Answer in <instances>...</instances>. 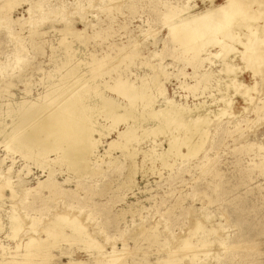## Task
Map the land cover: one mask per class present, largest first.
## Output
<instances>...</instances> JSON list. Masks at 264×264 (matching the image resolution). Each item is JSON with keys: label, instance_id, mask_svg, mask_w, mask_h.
I'll use <instances>...</instances> for the list:
<instances>
[{"label": "rangeland", "instance_id": "obj_1", "mask_svg": "<svg viewBox=\"0 0 264 264\" xmlns=\"http://www.w3.org/2000/svg\"><path fill=\"white\" fill-rule=\"evenodd\" d=\"M225 1L0 0V117L3 121L0 120L9 123L6 127H12L8 106L18 107L21 100L45 101L46 91L50 92L48 88L55 87L62 79L63 71L76 66H79L80 78H87L91 84L95 81L106 95H118L111 86L121 81L118 78L134 80L136 85L143 79L148 82L140 80L145 86L152 84L147 86L149 90L152 88L150 93L154 98L156 95L155 108L161 106L166 111L174 103L188 108L189 125L194 119H209L204 134L193 136L194 141H204L203 148L196 155L185 157L168 152L172 145L171 133L145 135L142 128L138 129V139L128 141L126 148L109 149L108 144L117 138V131L126 127L122 121L118 129L114 128V132L103 138L104 143L97 149L102 156L90 163L94 173L78 178L64 165L56 164L59 172H54V179L62 191L55 196L44 184L38 191L37 184L48 178L46 174L55 163L39 164V167L31 159L22 160L19 152L8 153L0 135V176L11 177L17 193L11 198L7 187V197L0 198V261L12 259L17 244L24 243V249H19L23 251L31 237L43 239L57 220V214H66L69 219L84 223L92 237L104 247L88 248L83 241L60 240L49 248V255L34 256L42 260L37 261L98 264V261H106L105 255L109 252L111 257L107 254V262L163 264L162 260L173 252L171 256L180 259L181 264H264V56H261L264 43L258 46L260 59L257 57L254 61L250 56L255 65L247 60L249 57H240V51L245 50L243 43L255 40L256 35H264V28L256 30L257 34L248 31L249 25L254 23V28L264 26V0L237 1V7H246L242 9L245 18H238L241 26L235 24L240 41L230 40L234 48L228 59L235 70L229 72H224L221 55H216L219 45L208 46L201 52L208 58L201 64L176 37L178 31L192 28L178 26L179 23L173 28L169 26L190 13L203 12L212 3L218 5ZM183 6L189 9L179 14L177 8ZM250 18L256 22H251ZM131 48H137L134 51L138 55ZM73 49L72 60H67L72 57ZM127 53L129 56L125 55ZM127 57L134 61L131 63ZM101 58L102 61L105 58L104 63ZM96 64L102 66L96 67ZM95 68L103 70L96 72ZM69 70L63 76L69 77V84L73 85L76 79L67 75ZM207 71L212 76L204 80L201 77ZM92 72L98 74H94L97 78L90 74ZM145 73L148 74L145 76ZM88 74L90 77H86ZM108 79L113 82L109 83ZM150 79L159 80L160 86ZM27 90L31 94L25 97ZM99 116L96 122L110 124ZM174 133L178 134V130ZM181 150L187 152V147L183 145ZM155 153L163 154L165 159L152 158L150 154ZM67 178L71 180L65 181ZM12 205L16 207L21 225L16 236L9 235ZM185 238H191L194 247H182ZM198 240L207 245L198 248Z\"/></svg>", "mask_w": 264, "mask_h": 264}, {"label": "bare ground", "instance_id": "obj_2", "mask_svg": "<svg viewBox=\"0 0 264 264\" xmlns=\"http://www.w3.org/2000/svg\"><path fill=\"white\" fill-rule=\"evenodd\" d=\"M237 1H239V0H226L225 3L218 4V5H215L212 3L203 12L195 13L192 15H190L191 14L190 13L189 16H187L183 19H180V21L172 22L169 25V26H171V28H173L174 26H176L179 23L178 26L181 25L184 28H186V27L188 28V26H189L192 28L191 30L189 29V31H184V32L178 31V34H176V37H177V40L179 41V43L181 45L188 47V49L187 48L186 49L192 53V57L200 60L199 62L201 64L204 63L205 60L208 59L206 57H203V55H201V52L204 51L208 46L213 47L214 45H219L220 50H219V53L218 52L216 53V55H218V56L221 55L222 60H224V62H223L225 65V67H224L225 71L224 72H229L230 70L232 71L234 69V65L229 61L228 56H229V53H231V51L234 48V43H232V42L240 41V37L237 36V32H236L237 27L235 26V24L241 26V24H239L240 21L237 22L238 18H240V19L245 18V16H244L245 12L243 13V11H242L243 8H241V6L237 7V3H238ZM211 2H213V1H210V3ZM240 2L242 3V1H240ZM253 4L255 5V1ZM8 5L9 4H7V6ZM251 5H252V2H251ZM251 5H250V9L252 10ZM256 7H257V4H256ZM258 8H259V6H258ZM260 8H261V6H260ZM260 8H259V10H260ZM177 9H178L177 10L178 13L180 14L183 11L185 13V11L187 9H189V7L187 8V7L183 6V7H178ZM245 11H247V9ZM172 12L175 14V10H173ZM248 12L249 11H247V15H249ZM251 12H253V11H251ZM176 15H178V14L176 13ZM260 15H261V13H259V16ZM249 16H246L247 20H248ZM261 16H263V15H261ZM251 18H252V16H251ZM251 18H250V21H251ZM171 19H172V17H171ZM262 20H264V19H262ZM251 22H256V20L251 21ZM253 25H249V27H248V29H249L248 31L250 34H254L259 29L264 28V26H262V27L259 26V28H257V26H256V28H254ZM240 26H239V28H241ZM180 29H183V28H180ZM73 31L75 32L74 29H73ZM239 31H240V29H239ZM71 32H72V30H71ZM252 36H254V35H252ZM250 40H249V42H245V43H243L241 41L243 43V46H244L243 49H245V50L240 51V57L242 59H247L249 57V59H247V60H251V57L253 56L254 61H256V58L258 57L257 54L259 52L258 46H260L261 44L264 43V35H261V36L256 35L255 40L254 39L251 41ZM68 46L69 45H67V47ZM69 47H71V46H69ZM131 49H133V48H131ZM134 49H137V48H134ZM134 49H133V51H134ZM65 50H67V49H65ZM71 51H72L71 53H73L74 49ZM74 53L71 54L72 55L71 58L67 59L68 58L67 57L66 59L72 60ZM135 53H137V52H135ZM71 55H68V56H71ZM125 55L129 56L128 53ZM137 55H138V53H137ZM126 56H123V57L126 58ZM130 56L132 57L131 53H130ZM261 56H264V55L261 54ZM260 57H258V59H260ZM105 58H104V60H105ZM107 58H106V60H107ZM77 59L79 60V58H77ZM102 59L103 58H101L99 60L102 61ZM120 59H123V58L121 57ZM128 59L129 58L127 57V60ZM93 60H92V63H90V65L94 64ZM95 60H98V58H96ZM129 60H132V59H129ZM262 60H264V59H262ZM79 61H81V60H79ZM133 61L134 60H132L131 63ZM244 62H246V60ZM250 62L253 63L252 60ZM62 63H66V62H62ZM67 63H68V61H67ZM100 63L101 62H99V64ZM103 63H101V64H103ZM118 63L119 62L117 60V65H119ZM67 65L69 66V63ZM78 65H80V64H78ZM247 65L252 66V65H250V63H248ZM74 66H76V65H74ZM87 66L89 67V65H87ZM91 66H90V68H88L89 70L91 69ZM97 66H102V65L96 64V67ZM200 66H202V65H200ZM64 67L62 68V70H64ZM78 67L79 66H76L73 69L67 67V69H66V70L70 69L68 71L67 75H71V76L73 75V77L71 79H74V77H75L76 80L75 81L73 80V82H75V83L73 85L70 83L71 84L70 85L69 84V77L65 76L66 70L63 71L64 72L63 74H65L64 75L65 78H63L64 76H63V74H61L62 79L61 80L59 79V82L55 83L56 84L55 87L51 86L50 89L48 88V90H50V92L46 91L47 94L44 96L46 99L45 101H43V102L35 101L38 99H35L32 101L21 100L22 102H18L19 104L17 103V105H19L18 107L16 106L17 108L16 107L10 108V106H12V105L8 106L10 104L9 103L7 106H8V110H10V113H11V114L9 113L11 115V121H9V120L8 121L10 122L12 127L10 128L9 127L10 125L7 127H9L10 129H7V127H6V125L9 123H6V121L2 122L3 119L0 117V119L2 120V121L0 120V135L3 136V138H2L3 141H1V142L5 143V146H6L5 150L6 151L8 150V153H9V151H13L15 153L19 152L21 154L22 160H23V158H25L26 160L31 159V162L35 161L36 163H38V165L40 164L42 166H43V164L47 165V164L55 163V167L50 165L53 168L51 169V171H49L50 173L47 172V174H46L48 176V178L46 176L47 179H45L43 181L39 180L38 182L36 181L37 184H39L38 191H39L40 186L43 187V184H44V187L47 186L49 188V190H50L49 192H52L50 194H53V195L59 194L62 191L60 189L61 188L60 185L54 179V175H55L54 172L58 171V170H56V168L58 167L56 164H58V165L60 164L62 166L64 165L68 172H71L72 175L74 174L73 175L74 177H78V178H80L84 175H87L88 173H94L95 170H92V168H91L92 163L91 162H92V160H100L101 156H102V155H99L97 153V149L99 148L100 144L104 143L103 138H105V137L107 138V136H109L111 134V131L114 132V128L118 129V126H119L120 122H122V121L125 122L126 127L124 130L120 129L117 131L118 136L116 139H113L108 144L109 149L110 148H122V149L126 148L128 145L126 146L125 144L128 141H131V140L133 141V139H138V137L140 136L138 133L139 128H142V133H144L145 135H148V134L149 135L150 134L158 135L161 133H171L172 134V140H171L172 145H171V148L168 152H170L174 155H179L181 157L193 156V155H196L197 153H199V151L203 148L204 141L203 140L194 141L193 136L196 133H199L200 136H202L204 134V127L206 125L208 126V124H209L208 123L209 119L207 117L194 119V121L189 125L188 124V112H189L188 108L182 107V106L177 105L175 103L172 104L171 107L166 111L161 106H160V108H155L154 102L156 100V95L154 98L153 94L150 93L152 88L149 90V87L147 86V85H152V84H147L145 86V84H143V83H145L147 80L145 81L143 79H140V80L141 81L143 80L145 82L141 83V81L139 80V83L141 85L140 84L136 85L135 84L136 82L134 80L125 81L124 79L122 80V78H123L122 77V78H118V79H121V81H117L118 79L116 80L117 77H115V81H117V82H115L116 83L115 85L113 83L114 86L113 85H111V86H112V90H114L118 93V95H117V93H116V95L120 96V97L111 96V93H110V95H106L105 93H103L104 90L100 91L98 89V86H96L97 84L96 85L94 84L95 79L93 80V78H91L94 81L93 84H91L92 82L91 83L88 82L87 78H86V80L82 79L83 77L80 78L79 75H81V73L78 72V70H79ZM114 67H115V65H114ZM252 67H255V66H252ZM261 67H263V66H261ZM102 68H100V69L103 70ZM257 68H258V66H257ZM259 68H258V70H259ZM97 69L100 70L99 68H97ZM58 70H59V68H58ZM93 70L96 72L98 71V70H96V68ZM96 72H94V74ZM100 72H102V71H100ZM103 72L105 73V70ZM103 72H102V74L104 75ZM78 73H79V75H78ZM90 74H93V72ZM146 74H148V73H145L144 75L146 76ZM153 74H156V73L154 72ZM61 75H59V76H61ZM144 75L142 77H144ZM87 76H89V74L86 75V77ZM153 76L151 78H153ZM211 76H212V73H210V71L209 72L207 71V72L203 73V76L201 78L205 80ZM142 77L140 76L139 78H142ZM128 78L126 77V79H128ZM156 78H154V79H156ZM50 79L52 80V77ZM136 80H138L137 77H136ZM150 80L152 81V79H150ZM150 80H149V83H150ZM156 80H153L154 82L153 81L152 82L155 83ZM55 81H56V79H55ZM109 81H110L109 83L113 82L111 80H109ZM158 81L155 84H157ZM101 82H103V80ZM105 83L107 84V80ZM146 83H148V82H146ZM240 83L242 86V82H240ZM156 86H158V85H156ZM159 86H160V84H159ZM100 87H101V85H100ZM103 87H104V84H103ZM152 87H155V86H152ZM161 87H162V85H161ZM247 88H249V86ZM106 89H107V86H106ZM153 89H155V88H153ZM245 90H247V89L245 88ZM46 92L44 91V93H46ZM29 93H30L29 90H27L24 93V95L29 94ZM40 94L41 93H39L38 95H40ZM93 94H94V96H93ZM26 96L27 95H25V97ZM29 96H31V95H29ZM96 96H98L99 98H97ZM94 97H96L97 99ZM121 97L124 100H122ZM21 98H23V96H21ZM41 98L43 99V96ZM23 99H27V98H23ZM28 99H30V98H28ZM4 105H6V104H3V107H5ZM6 111L7 110H5V112ZM5 112H3V113H5ZM98 115L103 117V119L105 118L104 119L105 123H107V121L108 122L110 121V124L102 125L100 122H96V117H98ZM8 119H10V118H8ZM106 119H107V121H106ZM176 130H178V134L174 133ZM96 133H98L97 134L98 138L96 137L97 136ZM183 145L187 147V152H182L181 147ZM5 146H3V147H5ZM10 153H12V152H10ZM52 155H54V157H52ZM150 155L152 158L162 157L163 159H165V156H163V154L155 153L154 155L153 154H150ZM145 156H147V155H145ZM163 161L165 162V160H163ZM28 162H29V160H28ZM35 162H33V163H35ZM40 165H39V167H40ZM46 165L44 167H46ZM42 166H41V168H42ZM8 168H9V166H8ZM65 168H64V170H66ZM0 173H2V172H0ZM96 173H97V171H96ZM98 173H99V171H98ZM26 174H28V173H26ZM66 177H68V176H66ZM2 179L3 178L0 176V198H1V200H4L7 197L5 194V189L7 187L10 188V190H11V198H12V196H15L17 194L16 189H15L16 183L14 184L12 182L11 177H5L3 180ZM71 179H72V177H71ZM71 179L67 178L65 181L71 180ZM20 180H22V179H20ZM68 182H70V181H68ZM23 183H24V181H23ZM35 186L37 187L36 184H35ZM29 190L27 193H30ZM41 190L43 191V189H41ZM41 190H40V192H42ZM31 191H32V189H31ZM38 191H36V192H38ZM11 210L12 211L9 212L10 213L9 214V220H10V225H11L10 226L11 233L9 235L10 236H16L18 231L21 229L20 228L21 225L18 222L19 216H18V214H16L17 211L15 212L16 207L12 205ZM56 218H57V220L53 222V225L49 229H47V231L45 233L46 236L43 239H39L38 237L37 238L31 237L29 239V241L25 243V250H23V251H19V249L21 247H23V249H24V243L17 244L16 245V251H15L16 254L11 256L12 259L0 261V264H43V263H45V260L43 262L37 261V260H41V258H39V259L37 258V260H36V258H35L36 255H38L37 257H40L39 254L40 255H42V254L43 255H49V253H50L49 248L50 247L52 248L54 243L57 245V242L60 240L61 241L62 240H68L71 242L83 241L86 243L88 248L98 247L99 249H101L104 247L103 245H102L103 246L102 247L100 245V243H98L96 241V239H94L92 237V235L90 234L91 232H89L87 230L86 225H84V223L82 224V222L77 221L76 218H73V219L70 218L69 219V217H67L66 214H64V215H62V214L58 215L57 214ZM67 218L69 220H67ZM0 224H1V222H0ZM66 228H68V229H66ZM45 230H44V232H45ZM213 231L215 232V230H213ZM190 239L185 238L184 242L181 241V243L183 242L182 247L183 246L189 247V248L194 247L193 246L194 242H192V240H190ZM199 242H200V246H198V248L201 247V245H203V246L207 245L206 242H204L202 240H200ZM55 244H54V246H55ZM196 244H197V241H196ZM196 244H195V246H196ZM189 248H186V249L188 250ZM206 248H208V247H206ZM115 249L113 247L114 251H115ZM183 249L184 248H182V251L185 250V249L184 250ZM193 249H195V248H193ZM197 249L194 251L196 252ZM117 252H120V251H117ZM107 254L105 255L106 261H103V262L98 261L99 262L98 264H117L114 261L107 262L108 257L110 256L108 254V257H107ZM115 254L117 256V253H115ZM118 254H120V253H118ZM172 254L174 256L175 253L170 252V256L167 259L164 258V260H162V258H161L162 262L164 261L163 264H181L180 263L181 260L171 256ZM103 256H104V253H103ZM113 256H115V255H113ZM119 256H121V255H119ZM44 257H46V256H44ZM44 257L42 259H44ZM47 258L49 259V257H47ZM116 258L117 257H115V259ZM48 259L46 261L49 262L50 259L49 260ZM101 259H103L102 256H101ZM118 259L121 260L122 256H121V259L120 258H118ZM121 261H123V260H121ZM121 261L120 262L118 261V263H121ZM158 261H160V260L158 259ZM45 264H47V263H45Z\"/></svg>", "mask_w": 264, "mask_h": 264}]
</instances>
